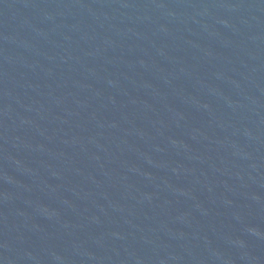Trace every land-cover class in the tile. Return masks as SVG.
Here are the masks:
<instances>
[{"label":"water","instance_id":"1","mask_svg":"<svg viewBox=\"0 0 264 264\" xmlns=\"http://www.w3.org/2000/svg\"><path fill=\"white\" fill-rule=\"evenodd\" d=\"M0 264H264V0H0Z\"/></svg>","mask_w":264,"mask_h":264}]
</instances>
